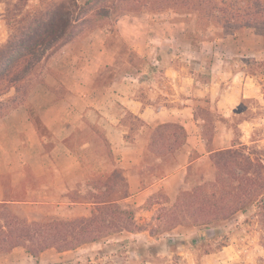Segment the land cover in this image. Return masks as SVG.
Masks as SVG:
<instances>
[{
  "label": "crops",
  "instance_id": "0c3cea01",
  "mask_svg": "<svg viewBox=\"0 0 264 264\" xmlns=\"http://www.w3.org/2000/svg\"><path fill=\"white\" fill-rule=\"evenodd\" d=\"M195 28L193 21L124 15L116 29L135 61L113 51L105 27L56 51L47 62L44 83L36 84L28 98L53 144L44 148L46 141L23 104L0 116V206L17 207L30 221L53 208L73 215L87 211L68 204L69 184L79 182L85 171L66 144L87 123L104 134L119 160L128 191L118 201L122 208L143 211L150 198L172 200L190 190V169L232 147L230 122L239 115L240 103L263 101L256 77L246 72L248 60H264L260 36L250 29L241 39L212 32L196 46L190 35ZM102 69L107 71L106 82L98 80ZM127 115L153 129L164 126L171 135L182 128L181 149L166 153L163 160L155 158L150 136L141 137ZM249 123L236 125L240 144L248 137ZM126 136L134 141L126 142Z\"/></svg>",
  "mask_w": 264,
  "mask_h": 264
},
{
  "label": "trees",
  "instance_id": "16d2710c",
  "mask_svg": "<svg viewBox=\"0 0 264 264\" xmlns=\"http://www.w3.org/2000/svg\"><path fill=\"white\" fill-rule=\"evenodd\" d=\"M167 10H177L178 13L184 10L185 15L194 17L197 25L202 20L209 27L221 28L232 34L247 29L256 31L262 36L264 44V0H8L4 14L8 38L0 45V116L10 107L23 104L38 135L51 146L54 141L52 135L28 101L35 84L44 83L42 76L49 70V58L61 47L73 42L84 29L103 27L112 16L137 11L159 14ZM247 63L248 68L252 67L251 64H255L253 68H264V61L248 60ZM249 74L255 77V73ZM11 91L13 95L8 96ZM127 116L137 122L141 137L144 134L150 136L149 150L155 158L163 160L166 153L173 154L181 149L185 138L182 128H176L171 135L164 126L153 129L139 119ZM80 135L85 141L96 143L97 150L91 153L104 167L102 171L85 172L79 183L85 185L86 194L82 195L79 190L67 194L69 206H85L88 214L64 221L48 217L30 221L10 213L8 209L12 207L2 205L0 254L20 248L33 258L48 250H55L61 255L93 245L111 235L108 230L118 222L134 224L133 212L118 205V201L128 196L126 178L104 134L87 123L86 128L78 132V137ZM71 138L73 135L66 144L73 152L68 143ZM124 139L126 142L134 141L127 136ZM251 142L254 143V140ZM46 144L44 148L47 150ZM240 145L243 153L225 149L210 155L218 171L213 179L206 186L178 195L172 208L161 210L163 216H170V222L190 218L203 226L226 221L238 212L249 219L264 220V156L259 158L255 152L244 154L248 148ZM76 157L85 170L83 159ZM168 162L171 165L173 161ZM222 169L230 172L220 174ZM162 199L168 201L167 198ZM123 232L130 233L123 230L117 234ZM134 242L107 243V247ZM99 251L104 254V251ZM135 254L141 258V253ZM87 262L90 264V260Z\"/></svg>",
  "mask_w": 264,
  "mask_h": 264
},
{
  "label": "rangeland",
  "instance_id": "374dc122",
  "mask_svg": "<svg viewBox=\"0 0 264 264\" xmlns=\"http://www.w3.org/2000/svg\"><path fill=\"white\" fill-rule=\"evenodd\" d=\"M6 1L8 0H0V40L3 39L0 45L5 43L8 38V29L4 21ZM124 15L138 17L149 16L150 19H169L174 22H179V20L193 21L196 30L190 33V35L196 46V41L199 42L205 37H212V32L214 36H219L223 33L229 34L234 39H241L245 32L240 30L232 34L230 31L222 30L221 28L209 27L202 20L197 25L194 17L185 15L184 10H179V13L177 10H167L159 14L137 11L119 15L118 17L112 16L105 22L106 25L103 26L110 32L108 42L113 51L121 57H128L130 61H133L135 56L123 44L122 40H120L115 25V21ZM93 30L87 27L73 42L79 43ZM253 32L260 36L263 43L262 36L256 33V31ZM261 61L264 60L260 59L258 62ZM246 66H248V63ZM251 66V68H246V72L255 73L256 80L260 85L263 95V101L257 103L243 101L240 103L237 110L239 115L234 118L232 123L230 122V126L234 129L235 137L232 147L228 149L243 153L240 142L238 141L240 131L236 128V124L241 120H248L250 122L247 128L248 137L245 138L243 144L246 145L248 150L244 154L247 152H255L259 158H263L264 68H253L255 64H251ZM99 79H101V82H106L107 71L102 69L98 75ZM132 123L137 125L136 121ZM252 140H254V143L251 142ZM75 142H77V145H74ZM68 143L73 148L76 156L83 159L86 174H90L94 170H104L102 162L94 158V155L91 153L92 150H97L96 143L85 141L81 135L79 137L78 135L73 136ZM49 146L47 143L46 148L48 149ZM146 160L149 161L148 157H146ZM211 160L212 158L205 159L190 169L187 176V180L190 183V190L203 185L206 186L213 179L214 174L218 172ZM233 166L235 165L233 164ZM226 172H230V170L222 169L219 171L220 174ZM236 173H238L237 170ZM226 175L225 181L228 183ZM68 190L70 194H73L76 190H79L82 195L87 193L85 185L79 182L70 183ZM190 190L188 188L187 191ZM183 192H186V190L181 191L178 195ZM189 193L191 194V192ZM162 198L165 197L162 196L147 202L142 207L143 211L133 206L122 208L119 205L121 209L133 212L134 224H128L125 221L116 223V225H113L108 230V232L112 233L111 235L102 238L93 245H85L77 250L69 251L61 255L55 250H48L39 254L36 258L30 257L22 249L16 248L11 251L13 252L11 255L8 253L0 254V264H89L87 260H90V264H264V220H260L259 218L249 219L248 216H244L238 212L232 214L226 221H216L209 226H203L199 221L193 222L190 218L170 222V216H163L164 212L161 210L172 208L175 199L166 201ZM8 211L17 215L19 218L21 217L18 214L21 210L17 207L9 208ZM77 211L73 215L68 213L66 209L60 210L53 208L41 215L37 220L41 221L43 218L48 217L64 221L72 217H82L88 214L87 211L84 212L82 209ZM123 230H129L130 233L123 232L121 235L117 234V232ZM121 241L135 242L132 244H116L107 247V243L111 244ZM99 250L104 251V254ZM132 250L141 253V258H138L135 254L136 252H132Z\"/></svg>",
  "mask_w": 264,
  "mask_h": 264
}]
</instances>
